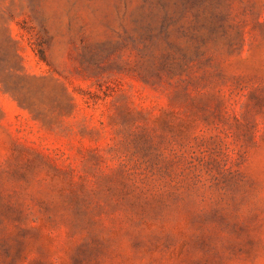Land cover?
I'll return each instance as SVG.
<instances>
[{
	"label": "rangeland",
	"instance_id": "374dc122",
	"mask_svg": "<svg viewBox=\"0 0 264 264\" xmlns=\"http://www.w3.org/2000/svg\"><path fill=\"white\" fill-rule=\"evenodd\" d=\"M0 264H264V0H0Z\"/></svg>",
	"mask_w": 264,
	"mask_h": 264
}]
</instances>
